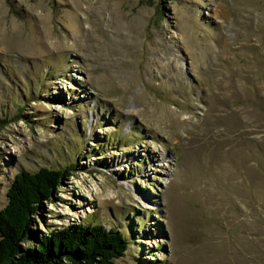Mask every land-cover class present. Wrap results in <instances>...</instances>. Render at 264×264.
Listing matches in <instances>:
<instances>
[{"label":"rangeland","instance_id":"374dc122","mask_svg":"<svg viewBox=\"0 0 264 264\" xmlns=\"http://www.w3.org/2000/svg\"><path fill=\"white\" fill-rule=\"evenodd\" d=\"M40 167L72 170L36 238L101 223L115 264H264V0H0V208Z\"/></svg>","mask_w":264,"mask_h":264},{"label":"trees","instance_id":"16d2710c","mask_svg":"<svg viewBox=\"0 0 264 264\" xmlns=\"http://www.w3.org/2000/svg\"><path fill=\"white\" fill-rule=\"evenodd\" d=\"M69 169L40 167L13 175L0 208V264H115L124 254L127 237L101 223L82 222L36 238L35 216L53 199Z\"/></svg>","mask_w":264,"mask_h":264}]
</instances>
